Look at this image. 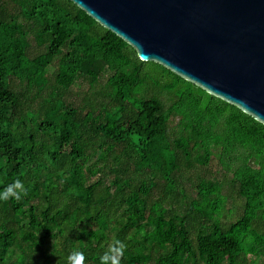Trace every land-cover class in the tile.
I'll return each instance as SVG.
<instances>
[{
	"label": "trees",
	"instance_id": "obj_1",
	"mask_svg": "<svg viewBox=\"0 0 264 264\" xmlns=\"http://www.w3.org/2000/svg\"><path fill=\"white\" fill-rule=\"evenodd\" d=\"M0 264H264V124L71 0H0Z\"/></svg>",
	"mask_w": 264,
	"mask_h": 264
},
{
	"label": "water",
	"instance_id": "obj_2",
	"mask_svg": "<svg viewBox=\"0 0 264 264\" xmlns=\"http://www.w3.org/2000/svg\"><path fill=\"white\" fill-rule=\"evenodd\" d=\"M130 46L264 124V0H71Z\"/></svg>",
	"mask_w": 264,
	"mask_h": 264
},
{
	"label": "clouds",
	"instance_id": "obj_3",
	"mask_svg": "<svg viewBox=\"0 0 264 264\" xmlns=\"http://www.w3.org/2000/svg\"><path fill=\"white\" fill-rule=\"evenodd\" d=\"M28 194L24 183L20 179H15L0 189V201H6L10 198L17 201L21 200ZM126 245L116 240L110 244L107 251L100 257L101 264H120L119 258L123 255ZM71 264H83L84 254L80 251H73L69 256Z\"/></svg>",
	"mask_w": 264,
	"mask_h": 264
}]
</instances>
